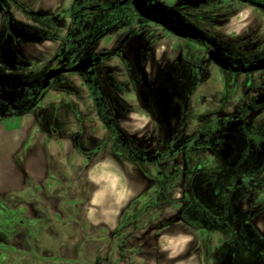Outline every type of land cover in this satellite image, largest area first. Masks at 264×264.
<instances>
[{
  "label": "rangeland",
  "instance_id": "374dc122",
  "mask_svg": "<svg viewBox=\"0 0 264 264\" xmlns=\"http://www.w3.org/2000/svg\"><path fill=\"white\" fill-rule=\"evenodd\" d=\"M39 1L40 10H36L35 15L24 12L19 19L40 32L50 26L55 32H46L47 38L40 43L9 41L6 33L0 43V62L9 57L14 63L19 61L22 67L31 68L32 63L41 67L61 38L78 36L82 26L65 11L71 0ZM47 9L48 13L53 10V17L47 16ZM249 13L250 8L229 25L234 29L245 26ZM119 21L114 34L105 41L106 45L114 47L127 45V55L138 44L139 57L149 59L152 64L158 62L161 55L164 58L175 54V47L184 48V55L191 62L197 58L207 59L201 47L173 37L131 9L121 13ZM112 40L115 42L110 43ZM103 44L101 41L98 47ZM115 62L116 59L111 58L105 64L114 67ZM185 69L187 72L189 66ZM202 73L206 76L202 81L204 86L198 88V94L192 98V103L197 101L200 107L195 105L191 111L198 114L200 109L203 116H208L209 103L213 99L226 100L228 93L223 77H219L211 63H204ZM119 76L120 89L109 92L110 106L117 107L114 114L118 122L139 148L154 149L159 129L144 109V94L129 93L131 88L124 83L128 79L126 71L122 70ZM73 81L78 84L77 80ZM80 95L66 97L52 91L40 106L32 109L42 116V122L57 120L56 127L66 138L73 136V140L82 143L81 147H72L69 155L72 164L67 163V173L27 176L23 187L16 186V174L0 173V264H209V246L200 248L201 263L196 255L194 220L197 210L189 182L192 173H217L219 162L213 152L205 149L197 156L186 151L156 164L137 162L120 146L113 145L111 134L97 116L94 102L85 94ZM232 100L233 106L239 105L237 98ZM193 117L191 115V123ZM7 119L0 115V121ZM12 120L6 122L16 126L19 120ZM252 120L257 121L255 117ZM260 125L264 127V107L260 108ZM192 131L187 128L185 133ZM97 145L101 148L93 151ZM85 153L89 154L88 161ZM102 158L104 166L97 163ZM158 171L165 177L155 178ZM170 173L177 175L167 176ZM181 173H185L184 178ZM207 180L208 175L202 174V184ZM201 212L204 215L203 210ZM205 233L210 234L207 219H203L201 245L210 244Z\"/></svg>",
  "mask_w": 264,
  "mask_h": 264
},
{
  "label": "flooded vegetation",
  "instance_id": "af4514ba",
  "mask_svg": "<svg viewBox=\"0 0 264 264\" xmlns=\"http://www.w3.org/2000/svg\"><path fill=\"white\" fill-rule=\"evenodd\" d=\"M161 1L175 6L207 36L214 38L215 56L220 60L226 59L227 66H220L210 57L212 45L176 36L160 24L143 18L131 0L123 4H120V0H71L65 11L82 26L76 39L67 36L61 38L41 67L35 63L31 68L22 67L18 65L19 61L14 63V59L9 57L0 62V115L13 116L34 109L52 91H59L66 97L81 96L80 93H83L94 102L97 116L105 128L106 124L112 123L113 117L126 133L114 114L117 107L109 103V92L114 93L121 86L122 79L117 75L122 70L126 71L128 79L124 83L131 88L129 93L141 95L143 92L144 109L158 127L159 137L154 149L143 151L126 133L130 139L129 149L126 150L107 128L113 145L120 146L133 160L146 164H156L186 151H192L197 156L205 149L212 151L219 162L217 173H192L189 182L197 210L194 240L198 247L196 255L199 263L200 248L209 246V264H264V127L260 125V108L264 107V67H259L260 59L264 58V0ZM39 4V0H0V43L6 33L10 36L9 41H25L11 33V20L44 37L39 42H25L40 43L47 38L44 35L46 32H55L52 26L40 32L35 26L19 19L24 12L35 15L36 10H40ZM248 8L250 13L245 26L232 28L229 23ZM129 9L173 37L201 47L207 55L206 61L197 58L191 62L185 57L184 48L175 47V54L164 58L161 55L160 60L152 64L149 59L139 57L138 44L129 55L127 45L123 48L106 45L105 40L114 34L120 22V14ZM45 11L48 17H53V10L50 13L49 9ZM101 41L104 44L98 47ZM91 54L99 56L92 66L79 72L61 71L49 80L47 86L42 87L48 70L67 69ZM111 58L116 59L114 67L105 64ZM205 62L211 63L219 72V77H223L228 93L226 100L218 102L213 99L209 103L208 116H203L200 109L198 114L191 111V107L198 105L197 101L192 103V98L198 94V88L204 86L202 81L206 76L202 70ZM152 75L154 77H150ZM73 80H77L78 84H74ZM78 86L83 89L78 90ZM213 92L217 93V90ZM233 98L240 102L238 106L232 105ZM105 113H110L112 117ZM252 113L256 114V122L250 116ZM101 114L104 116L101 117ZM191 115L195 116L193 123L190 122ZM187 128L193 130L188 135L185 133ZM74 143L82 146L78 139ZM100 148L97 145L93 151L97 152ZM85 156L88 161L89 154L85 153ZM181 174V178H184L185 173ZM202 174L208 175V180L203 183L207 188H203ZM175 175L177 173L167 176ZM162 177H165L162 171L155 175L157 179ZM203 219L208 220L210 227V234L204 235L208 236L209 245H201Z\"/></svg>",
  "mask_w": 264,
  "mask_h": 264
},
{
  "label": "crops",
  "instance_id": "0c3cea01",
  "mask_svg": "<svg viewBox=\"0 0 264 264\" xmlns=\"http://www.w3.org/2000/svg\"><path fill=\"white\" fill-rule=\"evenodd\" d=\"M7 117L0 121V173L16 174L17 187L24 186L27 176L67 173V163L72 164L69 155L75 143L73 136L66 138L56 127L59 125L57 120L42 122V116L33 113L32 109ZM12 119L19 120L16 126L9 124ZM97 163L104 166L105 160L99 159Z\"/></svg>",
  "mask_w": 264,
  "mask_h": 264
},
{
  "label": "water",
  "instance_id": "95a60500",
  "mask_svg": "<svg viewBox=\"0 0 264 264\" xmlns=\"http://www.w3.org/2000/svg\"><path fill=\"white\" fill-rule=\"evenodd\" d=\"M126 1L128 0H120V4H123ZM131 2L140 16L147 20L160 24L174 35L182 38H189L192 40L206 42L209 45H212V48L209 50L210 57L220 66H227L226 59L220 60L215 56V53H217L216 51H214L215 39L207 36L201 28H199L197 25L183 16L181 12L177 8H175V6L168 5L161 0H131ZM9 28L11 33L16 38L25 41L39 42L44 39V37L37 32L29 31L16 24L12 20L10 21ZM98 58L99 56L91 54L81 58L76 64L67 69L56 68L48 70L44 76L42 87L47 86L49 80L59 74L61 71H84L89 66H92L94 62L98 60ZM259 62V67H264V58L260 59Z\"/></svg>",
  "mask_w": 264,
  "mask_h": 264
},
{
  "label": "trees",
  "instance_id": "16d2710c",
  "mask_svg": "<svg viewBox=\"0 0 264 264\" xmlns=\"http://www.w3.org/2000/svg\"><path fill=\"white\" fill-rule=\"evenodd\" d=\"M105 115H107L108 117H112L110 113H105ZM102 116H104V114H101V117ZM111 119H112V123L110 125L106 124V127L109 129L110 133L115 138L117 143L124 146L125 149L128 150L129 149L128 143L130 141L129 137L126 135L123 129L119 126L115 118L112 117Z\"/></svg>",
  "mask_w": 264,
  "mask_h": 264
}]
</instances>
